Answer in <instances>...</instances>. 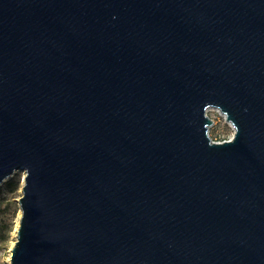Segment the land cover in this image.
<instances>
[{"label":"water","instance_id":"95a60500","mask_svg":"<svg viewBox=\"0 0 264 264\" xmlns=\"http://www.w3.org/2000/svg\"><path fill=\"white\" fill-rule=\"evenodd\" d=\"M17 170L9 264H264V0H0Z\"/></svg>","mask_w":264,"mask_h":264},{"label":"rangeland","instance_id":"374dc122","mask_svg":"<svg viewBox=\"0 0 264 264\" xmlns=\"http://www.w3.org/2000/svg\"><path fill=\"white\" fill-rule=\"evenodd\" d=\"M207 113L213 119V125L209 128L212 139H229L233 129L217 108H209ZM23 175V171L17 170L10 179L0 184V264H9L10 248L15 240L16 223L20 216L17 199L21 195Z\"/></svg>","mask_w":264,"mask_h":264},{"label":"built area","instance_id":"2783aa9c","mask_svg":"<svg viewBox=\"0 0 264 264\" xmlns=\"http://www.w3.org/2000/svg\"><path fill=\"white\" fill-rule=\"evenodd\" d=\"M218 113L222 116V118L224 119V115L222 113H220V111L217 109ZM225 121V119H224ZM226 122V121H225ZM228 124V122H226Z\"/></svg>","mask_w":264,"mask_h":264},{"label":"bare ground","instance_id":"6f19581e","mask_svg":"<svg viewBox=\"0 0 264 264\" xmlns=\"http://www.w3.org/2000/svg\"><path fill=\"white\" fill-rule=\"evenodd\" d=\"M18 225V221H17V223H16V226Z\"/></svg>","mask_w":264,"mask_h":264}]
</instances>
